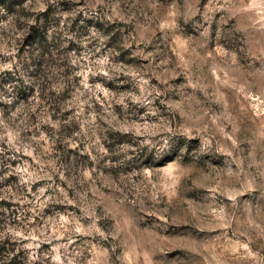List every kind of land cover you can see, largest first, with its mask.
<instances>
[{
    "label": "rangeland",
    "instance_id": "1",
    "mask_svg": "<svg viewBox=\"0 0 264 264\" xmlns=\"http://www.w3.org/2000/svg\"><path fill=\"white\" fill-rule=\"evenodd\" d=\"M14 2L75 45L56 110L0 85V264H264V0Z\"/></svg>",
    "mask_w": 264,
    "mask_h": 264
},
{
    "label": "trees",
    "instance_id": "2",
    "mask_svg": "<svg viewBox=\"0 0 264 264\" xmlns=\"http://www.w3.org/2000/svg\"><path fill=\"white\" fill-rule=\"evenodd\" d=\"M15 0H4L8 10L13 7L16 10L13 12L12 20L7 27L2 29V36L10 37L12 33L21 32V35L16 38L18 42V52L23 57L21 58V66L14 71H7L5 74L0 75V85L7 91L5 83H12L13 90H15L18 98H29L32 94L37 95V99L41 100L40 107L48 106V109L56 110L57 107L62 106L64 100L60 103L57 100L59 95L56 91H49L47 85V77L50 76V70L53 67L62 68V76H69L68 55L69 46L75 45V39H63V28L60 27V19L57 17L56 11L49 7L46 11L39 13L35 18L28 17L21 11L23 8L17 7L19 4ZM54 7V6H53ZM2 10V9H1ZM82 20V15H76L75 19L67 22L66 28L75 29V22ZM85 20V19H84ZM69 21V20H68ZM71 26H74L71 28ZM82 31L85 28L81 27ZM70 30V31H72ZM63 32V33H62ZM78 35V34H77ZM22 68L26 70V74L22 73ZM49 69V70H48ZM48 70V71H47ZM7 87V88H6ZM68 93V89H64L63 94ZM65 99V97H64ZM46 110V109H45ZM72 127V126H71ZM0 146H4L1 145ZM3 203V199L1 200ZM8 209L10 204L4 203Z\"/></svg>",
    "mask_w": 264,
    "mask_h": 264
}]
</instances>
